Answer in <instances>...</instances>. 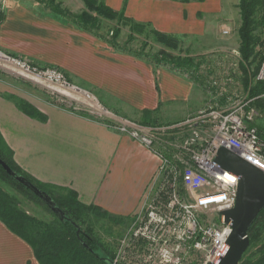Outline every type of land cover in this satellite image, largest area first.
<instances>
[{"label": "crops", "instance_id": "1", "mask_svg": "<svg viewBox=\"0 0 264 264\" xmlns=\"http://www.w3.org/2000/svg\"><path fill=\"white\" fill-rule=\"evenodd\" d=\"M102 1L115 11H124L126 17L149 24L160 32L181 38H205L213 49H226L232 44L240 48V0ZM35 18L40 19L22 4L9 5L8 2L0 23V48L27 58L28 50L15 40L24 35L21 30L35 22ZM93 60L95 62L81 63L83 69L94 67L96 70V76L90 77L89 83L122 99L129 94L128 100L142 111L157 110L165 101L164 90L159 92L157 88L159 70L149 66L141 69L143 62L140 61L131 67L129 74H122L121 65L114 64L115 60L109 56ZM34 61L43 67L56 66L66 76L87 79V75L69 69L61 59ZM167 86L170 92L172 87ZM13 95L10 87L0 80V132L21 168L42 182L74 189L82 202L96 204L110 213L134 218L144 210L148 190L160 165V158L153 150L89 115L49 102L37 105L24 98L38 108L46 120L31 117L20 108ZM124 118L115 112L108 120L118 124ZM0 264H40L32 246L1 220Z\"/></svg>", "mask_w": 264, "mask_h": 264}, {"label": "built area", "instance_id": "2", "mask_svg": "<svg viewBox=\"0 0 264 264\" xmlns=\"http://www.w3.org/2000/svg\"><path fill=\"white\" fill-rule=\"evenodd\" d=\"M8 2L0 0V15ZM0 70L57 92L62 105L73 111L97 120L113 118L96 94L56 66H39L0 48ZM257 79L264 82V60ZM250 102L210 107L197 119L166 127L129 120L114 124L153 150L160 165L146 206L119 239L112 264H211L216 259L232 232L221 211L235 207L238 191L237 176L214 162L218 149L226 146L264 170V139L253 125L259 111ZM207 120L212 134L203 139L200 125ZM181 130L188 132L176 134Z\"/></svg>", "mask_w": 264, "mask_h": 264}, {"label": "rangeland", "instance_id": "3", "mask_svg": "<svg viewBox=\"0 0 264 264\" xmlns=\"http://www.w3.org/2000/svg\"><path fill=\"white\" fill-rule=\"evenodd\" d=\"M13 3L22 4L40 18H35V22L23 28L21 31L24 35L15 40L28 50L25 54L27 59L33 62L34 60L51 62L61 59L67 63L69 69L87 75L85 76L87 79L82 76H67L73 83L96 94L102 104L113 113V117L117 112L125 117L123 121L129 120L140 124L144 110L142 111L128 100L129 94L122 99L116 94L98 88L96 84L89 83L88 79L96 76V70L94 67L81 68L83 61L95 62L93 58L103 59L109 56L115 60L114 64L121 65L122 74H129L131 67L134 68V65L140 61L143 62L141 69L149 66L159 70L160 73L157 74L159 78L156 77L157 88L159 92L164 90L165 101L161 102L156 112L153 113L160 124L157 127L197 119L210 107L220 110L251 100L243 84L242 54L235 44L226 49H213L205 38L178 37L177 48L171 49L166 46L165 40H160L148 29L145 31L131 30V25L127 24L124 19H112L100 15L98 29L85 32L84 29L80 30L70 25V22H73L70 14H60L56 11V6H60L61 9L72 14L82 13L89 8L87 0H54L53 3L51 0H9V5ZM64 24L68 25L63 27ZM256 33L263 36L260 28ZM262 48V46L257 47L258 57L250 64L251 71L262 61L264 56ZM164 50L174 55L193 56L195 67L188 73L184 70L169 69L165 59H162L161 52ZM89 72L92 74L88 75ZM0 80L10 87V92L16 99H27L37 105L49 102L69 109L62 105V98L57 92L44 86L3 70H0ZM168 84L172 87L170 92L167 90ZM254 122L264 128V116L261 112L255 116ZM200 127L203 139L211 136L210 121L207 120ZM187 132V130L184 131V133ZM184 133L181 130L176 134ZM156 145L160 147L159 143ZM2 185L6 190L17 195L21 200V206L31 214L46 221L56 218L44 205L37 203L5 182H2ZM131 222L127 225H114L108 221L95 220L98 236L106 246L114 248V255L119 239ZM257 247V244L250 247L247 254H251Z\"/></svg>", "mask_w": 264, "mask_h": 264}, {"label": "trees", "instance_id": "4", "mask_svg": "<svg viewBox=\"0 0 264 264\" xmlns=\"http://www.w3.org/2000/svg\"><path fill=\"white\" fill-rule=\"evenodd\" d=\"M51 2L53 3L54 0ZM87 5L89 8L79 14H72L61 9L60 6H56V11L60 14H70L73 23L88 32L98 29L101 15L112 19H124L127 24L131 25V30L145 31L148 29L160 40H165L166 46L171 49L178 46V36L160 32L149 24L138 23L126 17L124 11H115L103 1L87 0ZM240 9L242 23L238 33L241 40L239 51L243 59L241 62L243 84L249 92L250 106L255 107L264 116V82L257 79L264 56L253 71L250 69V64L258 57L257 47L262 46L264 49V0H240ZM3 19L4 13L0 15V23ZM259 28L263 36L256 33ZM115 32L117 35L118 30ZM161 53L169 69L184 70L188 73L195 67V59L191 55H174L165 50ZM17 102L29 116L46 120V116L33 104L22 99H17ZM155 112L156 110L145 109L139 123L145 126L160 125L158 118L153 116ZM78 113L88 115L83 111ZM99 121L110 127L114 126L109 120ZM253 125L257 127L260 137L264 139V128L256 125L255 122ZM0 158L18 175L25 176L47 192L53 198L55 205L63 211V215L54 213L39 196L20 184L0 165V220L13 233L32 246L40 264H112L114 248L103 243L96 232L94 222L104 220L114 225H127L133 217L110 213L96 204H86L80 200L78 192L74 189L36 179L16 162L14 151L7 144L1 132ZM2 182L44 205L56 218L46 221L31 214L21 206L20 198L6 190ZM249 236V248L255 244L258 247L249 255L247 254L248 248L240 264H264V209L250 227Z\"/></svg>", "mask_w": 264, "mask_h": 264}, {"label": "water", "instance_id": "5", "mask_svg": "<svg viewBox=\"0 0 264 264\" xmlns=\"http://www.w3.org/2000/svg\"><path fill=\"white\" fill-rule=\"evenodd\" d=\"M217 167L234 173L238 178L237 201L232 209L221 211L232 232L223 250L211 264H240L250 246L249 229L264 209V170L241 157L236 151L221 146L214 160ZM0 165L20 184L39 196L56 214L63 215L53 198L25 176L18 175L3 159Z\"/></svg>", "mask_w": 264, "mask_h": 264}]
</instances>
